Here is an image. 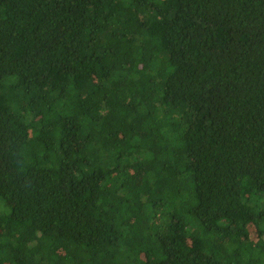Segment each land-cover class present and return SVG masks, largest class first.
Segmentation results:
<instances>
[{
    "label": "trees",
    "instance_id": "trees-1",
    "mask_svg": "<svg viewBox=\"0 0 264 264\" xmlns=\"http://www.w3.org/2000/svg\"><path fill=\"white\" fill-rule=\"evenodd\" d=\"M0 264H264V0H0Z\"/></svg>",
    "mask_w": 264,
    "mask_h": 264
}]
</instances>
